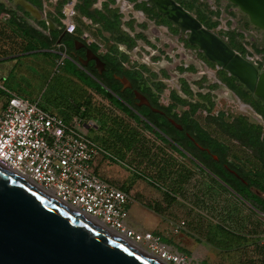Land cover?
Listing matches in <instances>:
<instances>
[{
	"label": "rangeland",
	"instance_id": "rangeland-1",
	"mask_svg": "<svg viewBox=\"0 0 264 264\" xmlns=\"http://www.w3.org/2000/svg\"><path fill=\"white\" fill-rule=\"evenodd\" d=\"M0 1L12 4V0ZM41 1L43 2L41 11L46 18L44 20L54 28H57V23L52 20L49 13L52 12L56 16L58 14L56 7L63 0ZM139 1L95 0L93 5V7L99 9H104L106 4L116 9L120 8L123 12L120 13L123 15L122 25L125 31L131 36L140 33L137 38V45L133 49L120 45V49L128 55L125 63L146 64L147 67L153 70L161 69L160 72L164 71L165 76H169L168 74L172 73L176 78L181 76V74H188L186 70H183V65L190 63L193 66L188 74L191 77L189 78L190 82L192 78L197 79L200 76H205L204 80L199 81V84H193L192 86L197 90L203 87L201 82L209 83L210 85L207 86V89L219 103L218 108L224 111L228 121H234L237 116L243 115L250 121L262 125L264 132V107L261 101L250 96H247V99L245 98L246 101H244V92L238 89L235 79H232L231 75H227L225 71L223 72L226 75L224 83L213 84V81L218 78V69L212 64L206 75L204 74L206 70L203 63H208L206 61V58H208L206 53L199 51V46L188 44L187 39L180 35V32H182L180 29L168 30L167 24L164 22L163 17L156 13V9L150 8L144 3L140 4ZM163 1L165 2V0ZM174 1L186 9L187 12L189 11L188 13L198 22L200 20L205 29L207 28L206 30H210L214 36L217 35L218 38L226 40V43L237 50L236 52L243 58H253L256 66L260 70H264V30L254 26L249 21L247 14L238 6L228 0ZM168 7L170 8V4H168ZM25 16L35 22L31 13L29 16ZM155 17H157V21L154 20ZM80 19L81 17H79L78 13L76 21L82 25V19ZM90 33L93 37L98 36V33L92 28H90ZM105 34L109 35L107 32ZM103 44L100 49L106 50L112 45V42L105 39ZM52 52H60L59 45H56ZM51 60L53 61L52 63H0V111L12 94H17L39 101L41 106L65 117L67 122H72L76 117L93 121L90 113L97 108L98 103H102V101L107 103L110 100L96 92L89 83L76 76L69 66H65L62 63L61 58L53 56ZM253 62L252 64H254ZM177 63L180 64L178 69L174 68ZM211 63L215 62L212 61ZM150 68L145 70L146 73H151L152 76H155V72H151ZM225 82L228 83V86ZM169 83L171 82L169 81ZM1 90L5 91L6 94L1 92ZM102 108H106L104 103ZM87 135L100 144L109 155L111 151L118 158H122L121 155L110 149L111 146L105 143L103 138L98 136L96 132L88 131ZM107 173L110 175V170ZM149 183L151 182L149 181ZM196 183H190L187 186V193L192 200L198 201L199 198L196 191H201L202 183ZM152 187L146 186V183L138 186L139 191L144 194L143 200L150 203L154 202L152 205L157 206L156 199L160 194L155 189V186ZM150 189H154V191ZM200 201L199 203L203 206ZM215 201H217V197ZM204 205L206 206V203ZM131 215L139 225L145 228H150L154 221L156 222V219L154 220V218L148 216L149 214L142 211L137 203L133 205ZM202 231L201 227L197 229L196 233L203 239ZM164 240L169 242L167 238ZM198 243L195 248L190 249L189 253L190 256L194 257L192 260L195 264H253L250 260L239 257V254H233L228 257L226 252H223L226 246L231 247L233 244L226 245L219 241L218 244L211 247V251H208L207 245L204 244L205 242L201 241ZM251 243V240L243 242L247 247H250ZM139 245L150 253L145 243H140ZM255 262L259 261L255 260Z\"/></svg>",
	"mask_w": 264,
	"mask_h": 264
},
{
	"label": "flooded vegetation",
	"instance_id": "flooded-vegetation-1",
	"mask_svg": "<svg viewBox=\"0 0 264 264\" xmlns=\"http://www.w3.org/2000/svg\"><path fill=\"white\" fill-rule=\"evenodd\" d=\"M139 2L147 4L150 8H155L156 13L163 17L168 30H175V28L181 30L180 25L170 20L166 14L161 13L152 0H140ZM120 12L122 11L120 10ZM154 20L157 21V17ZM180 35L187 39L188 44L197 45L191 42L190 32L182 31ZM138 36L140 33L132 35L136 38V43ZM121 45L133 49L137 44L133 48H129L128 44ZM77 50L79 51L77 56L86 60L87 48L81 47ZM199 51L202 52L200 48ZM206 59L208 63H203L206 70L204 74L206 75L207 70H210L209 68L213 64L218 69V78L213 81V84L224 83L226 75L223 72L225 71L227 75L229 72L219 66L217 61L211 60L209 57ZM102 61L105 64L104 68H98L95 60H89L87 66H94L100 75L106 76L110 69L107 63L110 62L103 59ZM212 61L215 63H211ZM179 65L175 64L174 68L178 69ZM122 66L124 73L135 74L134 79L128 77L132 82V87L124 88L123 92L129 95L132 92L134 96L135 90H139L145 96L150 93L151 98L156 100L152 106L165 113H158L162 117L161 120H166L175 127L177 129L175 135L180 139L185 137L187 144L196 146L197 153L222 174V176H218L213 170L206 167L210 177L206 192V206L211 210L219 211L220 219L218 224L210 222V231L211 227L215 226L214 228L219 232L220 242L226 245L233 244L231 247L226 246L223 252H226L228 257L239 254V257L246 258L253 264H258L255 260H263L261 264H264V138L241 139L227 134L226 115L218 108L219 103L207 89L210 84L201 82L203 87L197 90L192 86L199 84V81L204 80L205 76H200L199 79L192 78L190 82L189 78L191 77L188 74L193 67L190 63L183 65V70H186L188 74H181L177 78L172 73H167L169 76H165L164 71L160 72L161 69L153 70L146 64L123 63ZM149 68L151 72H155V76L146 73L145 70ZM231 77L235 79L238 89L244 92L246 99L247 96H250L261 101L238 78L232 75ZM225 83L228 86V83ZM138 102L139 100H137ZM140 107L151 109L146 105ZM169 118L176 120L183 126V129L174 126ZM253 123L258 124L257 122ZM216 197L217 201H215ZM246 240L252 241L250 247L243 244Z\"/></svg>",
	"mask_w": 264,
	"mask_h": 264
},
{
	"label": "water",
	"instance_id": "water-1",
	"mask_svg": "<svg viewBox=\"0 0 264 264\" xmlns=\"http://www.w3.org/2000/svg\"><path fill=\"white\" fill-rule=\"evenodd\" d=\"M228 1L246 13L254 26L264 30V0ZM152 2L157 5L161 13L178 23L182 31L190 32L192 43L197 44L211 60L217 61L218 65L226 69L230 75L238 78L248 90L261 99L264 105V70H260L254 62L255 67L246 63L231 64L237 61L233 55L236 50L224 39L193 40V27L183 24L186 9L174 0H171L170 10H179L176 12L178 18L163 9L156 0ZM11 3L5 4L11 9L21 6L36 20L46 19L43 12L28 0H12ZM19 14L41 30L23 12ZM199 23L198 29L204 28L200 21ZM49 28L54 27L49 25ZM76 47L87 48V59H82L81 63L87 65L89 60H95L98 68H104L105 64L101 58L85 43L76 41ZM244 58L252 62L248 57ZM116 78L121 81L124 88L132 87L127 77L116 76ZM135 94L140 105H147L154 112L165 114L159 108L153 107L149 99L140 91L135 90ZM169 120L178 129H183V126L173 118ZM0 264L164 263L140 251L96 224L86 215L0 164Z\"/></svg>",
	"mask_w": 264,
	"mask_h": 264
},
{
	"label": "built area",
	"instance_id": "built-area-1",
	"mask_svg": "<svg viewBox=\"0 0 264 264\" xmlns=\"http://www.w3.org/2000/svg\"><path fill=\"white\" fill-rule=\"evenodd\" d=\"M76 5L77 0L64 5L65 30L75 33L80 29L81 37L102 47L105 39L98 25L83 17L82 25L76 21ZM61 54L64 63L67 55ZM91 124L82 117L67 122L39 101L12 94L0 111V164L94 222L138 244L145 243L159 259L170 264H195L187 255L172 251L159 234L138 232L127 225L133 197L96 172L95 161L105 149L83 130Z\"/></svg>",
	"mask_w": 264,
	"mask_h": 264
},
{
	"label": "crops",
	"instance_id": "crops-1",
	"mask_svg": "<svg viewBox=\"0 0 264 264\" xmlns=\"http://www.w3.org/2000/svg\"><path fill=\"white\" fill-rule=\"evenodd\" d=\"M49 25L48 30H52ZM40 29L43 30L41 27ZM0 48L12 51L6 56H0V63L53 62L51 49L17 52L10 43ZM109 102L98 103L97 108L90 113L93 117L92 124L83 130L85 133L96 132L111 146L110 149L122 157L118 158L111 151L109 155L105 150L97 157L95 169L103 178L108 180L110 177L108 181L117 184L133 197L127 225L138 232L153 231L159 234L172 251L185 254L191 260L194 257L189 255L190 249L195 248L198 242H205L208 251H211V247L218 244L220 238L215 226L211 227L210 231V222L218 224L220 219L219 211L204 205L207 204L206 192L210 180L206 168L195 162L190 153L173 140L170 141L159 129L148 124L144 117L138 121ZM103 103L106 108H102ZM164 137L169 142L165 141ZM109 170L110 175L107 173ZM194 182L202 183V189L197 188L201 191H196V194L203 206L199 200H192L187 193V186ZM144 183L151 188L155 186L158 190L160 196L156 199L157 206L152 205L154 202L143 200L144 194L139 191L138 186ZM135 203L140 205V209L149 214L148 216L156 219L150 228L139 225L132 217L131 210ZM201 227L204 240L196 233ZM165 238L169 242H166Z\"/></svg>",
	"mask_w": 264,
	"mask_h": 264
},
{
	"label": "trees",
	"instance_id": "trees-1",
	"mask_svg": "<svg viewBox=\"0 0 264 264\" xmlns=\"http://www.w3.org/2000/svg\"><path fill=\"white\" fill-rule=\"evenodd\" d=\"M28 1L36 5L40 10L43 9V2L41 0ZM68 1L69 0H63L59 3L56 7L58 12L56 16L52 12L49 13L52 20L57 23V28L52 30H48V23L46 20H36L33 18L43 30L35 28L25 17L19 14V12H23L25 15L29 16L30 13L28 11H25L21 6L11 9L4 2L0 1V46L10 43V45L13 44L15 51L26 52L39 49L52 50L56 45H59L60 52H51L50 54L54 57L60 58L62 57L61 53H65L67 57L64 59V65L69 66L70 70L76 76L89 83L96 92L102 94L109 99L116 108L124 110L134 119L140 121L142 117H144L148 124H152L159 129L164 135L177 143V145L183 150L190 153L203 166L210 168L218 176H222L219 170L214 168L212 164L208 163L199 153H197L198 149L196 146L187 144V142H185V137L184 139H180L176 136L177 129L168 121L161 120V115L154 112L152 108H141V105L139 104L140 101L137 103V100L139 99L136 97V94L134 96L132 92L131 95L123 92L124 86L120 83V80V82L118 81L116 76L124 75L121 77L134 79L135 74L133 75L131 72H123L122 65L127 60L128 55L120 49V45L128 44L129 48H133L136 45V38L132 37L123 29V15L120 13L119 9L110 7L109 4H106L104 9L95 8L93 7L95 0H78L77 2L76 7L79 17H84L92 22V24H98L101 36L112 42V45L104 50L100 49L97 44L91 42L88 38L81 37L80 29H77V32L75 33H70L65 30L62 22V18L64 17L63 7ZM105 32L109 35H106ZM76 41L85 43L88 48L92 49L101 58V60L103 59L110 62L107 63L110 69L106 76L100 75L94 66H87L81 63L82 58L80 59L77 56L79 51L76 47ZM10 52L12 51L0 48V56H6L10 54ZM1 92L5 93L3 90H1ZM146 97H149L148 99L151 104L156 102L155 99L151 98L150 93ZM243 99L246 101L245 97ZM262 106L264 107V105ZM43 108L48 110L46 107ZM50 112L54 113L53 111ZM61 117L66 120L65 117ZM225 124L227 134L234 138H264L263 126L251 122L243 115L237 116L234 121L226 120ZM164 139L169 142L165 137ZM174 147L177 148L176 146ZM258 261V264H261V261L263 260Z\"/></svg>",
	"mask_w": 264,
	"mask_h": 264
},
{
	"label": "bare ground",
	"instance_id": "bare-ground-1",
	"mask_svg": "<svg viewBox=\"0 0 264 264\" xmlns=\"http://www.w3.org/2000/svg\"><path fill=\"white\" fill-rule=\"evenodd\" d=\"M157 1V0H156ZM161 7L165 10H167L172 16H175L176 18H178V15L176 14V12H179V10H174V11H171L170 8L168 7V4L171 3V0H165V2L163 0H158L157 1ZM180 15V13H178ZM183 24L185 26H190V27H193V30H194V34H193V40H197V41H201V40H205L207 41V39H210V40H213V41H217V38L216 36H214L210 31L206 30L205 28H200L198 29L200 23L195 19L193 18L187 11H186V14L184 13V22ZM233 55L235 58H237L234 63L231 62V64H239V63H246L248 64L249 66H252V67H255L254 64H252V62L248 61V60H245V58H243L239 53H237L236 51L233 52ZM243 59V60H241ZM98 224V223H96ZM99 226L105 228L106 230L110 231L112 234H115L117 235L118 237L122 238L123 240L129 242L130 244H132L134 247L138 248L140 251H143L145 253H147L149 256H152L153 258H155L156 260L160 261L161 263H164V264H169L168 262L164 261V260H160L157 256H155L154 254H151L149 253L148 251L144 250L138 243L128 239L127 237L125 236H121L117 233H115L114 231H111L110 229L106 228L105 226L101 225V224H98Z\"/></svg>",
	"mask_w": 264,
	"mask_h": 264
}]
</instances>
